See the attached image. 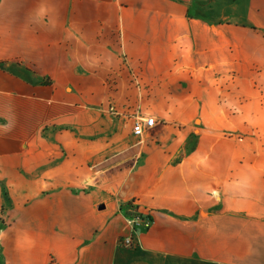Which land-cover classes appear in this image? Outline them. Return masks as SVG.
Listing matches in <instances>:
<instances>
[{
	"label": "crops",
	"instance_id": "crops-1",
	"mask_svg": "<svg viewBox=\"0 0 264 264\" xmlns=\"http://www.w3.org/2000/svg\"><path fill=\"white\" fill-rule=\"evenodd\" d=\"M0 264H264V0H0Z\"/></svg>",
	"mask_w": 264,
	"mask_h": 264
},
{
	"label": "built area",
	"instance_id": "built-area-1",
	"mask_svg": "<svg viewBox=\"0 0 264 264\" xmlns=\"http://www.w3.org/2000/svg\"><path fill=\"white\" fill-rule=\"evenodd\" d=\"M156 119L154 117L136 116L132 122V134L137 138H142L145 133L155 127ZM154 221L150 216L136 215L129 220V225L134 231L148 230L152 227ZM123 244L131 247L133 245L132 237L124 239Z\"/></svg>",
	"mask_w": 264,
	"mask_h": 264
}]
</instances>
